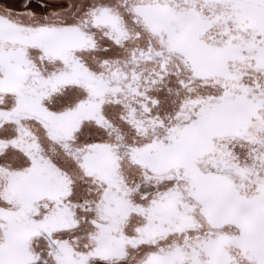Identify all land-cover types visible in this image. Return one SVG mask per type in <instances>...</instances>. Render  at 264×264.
<instances>
[{"label": "snow or ice", "instance_id": "snow-or-ice-1", "mask_svg": "<svg viewBox=\"0 0 264 264\" xmlns=\"http://www.w3.org/2000/svg\"><path fill=\"white\" fill-rule=\"evenodd\" d=\"M0 264H264V0H0Z\"/></svg>", "mask_w": 264, "mask_h": 264}, {"label": "flooded vegetation", "instance_id": "flooded-vegetation-1", "mask_svg": "<svg viewBox=\"0 0 264 264\" xmlns=\"http://www.w3.org/2000/svg\"><path fill=\"white\" fill-rule=\"evenodd\" d=\"M8 3L13 4L15 7H20V2L21 0H7ZM50 2H56V0H50ZM38 4V0H33V6L36 7V5ZM41 9H39L37 7V11H40Z\"/></svg>", "mask_w": 264, "mask_h": 264}]
</instances>
